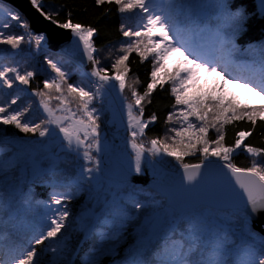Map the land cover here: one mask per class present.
<instances>
[{
    "label": "snow or ice",
    "instance_id": "snow-or-ice-1",
    "mask_svg": "<svg viewBox=\"0 0 264 264\" xmlns=\"http://www.w3.org/2000/svg\"><path fill=\"white\" fill-rule=\"evenodd\" d=\"M30 5L55 27L0 0V264H264V146L245 139L264 100L225 89L264 98V0ZM114 11L121 39L97 44ZM132 53L150 61L142 91ZM166 84L150 134L145 104Z\"/></svg>",
    "mask_w": 264,
    "mask_h": 264
},
{
    "label": "trees",
    "instance_id": "trees-1",
    "mask_svg": "<svg viewBox=\"0 0 264 264\" xmlns=\"http://www.w3.org/2000/svg\"><path fill=\"white\" fill-rule=\"evenodd\" d=\"M92 2H94V0H44V3L46 5L55 7L58 4H77V5H84V4H91ZM248 2L250 3H255V0H248ZM118 13H115L113 16L110 18L109 21V27L112 29L111 34L110 35H104L103 37H97L96 38V43L99 44L101 43V40H109L111 41L113 44L116 43L117 40L121 39L120 34L118 31L115 30V25L118 21ZM89 17L87 14H85L82 10H74V15H73V19H80V20H87ZM19 30V29H17ZM2 47H7L6 45H0V48ZM22 49L24 51H27L29 48V45H27L26 43L22 42L21 45ZM131 56V60H130V64H131V68L130 71L134 72L137 77L139 78V83L137 85L139 90H143L144 84L146 83L147 80V71L150 70V61L145 64L143 62H141L139 60V57L137 54L132 53L130 54ZM43 73L38 74L33 80H32V86L35 87L37 86V81H41L43 79ZM76 77L73 76V79H75ZM42 86V84L40 85ZM254 95L256 96L257 99H261L264 100V98L257 96L255 93ZM28 99H32L31 94L29 93L27 96L22 95L19 100H18V104H24L27 102ZM173 99L171 93L168 91V85L166 84L165 87L163 89L161 88H156L153 90V94H152V98L150 103L145 104V115L151 114L152 112H156V114L158 115L159 119L155 122H151V126L148 128V132L151 133H163V131L165 130V125H164V117L166 115V112L170 109V105H171V100ZM38 107L36 106V103L34 102L33 104V109H37ZM246 123V122H245ZM11 127V126H8ZM21 135H23L21 133ZM227 135H228V139L231 140L233 138V127L230 125L228 126L227 129ZM246 140H248L249 143H255L257 146H264V129H261L259 126H257V129L255 131V133L253 135H251L250 138L246 137ZM234 160L241 164V166H245L249 160L250 157L249 155L245 152V150L240 149L238 150L235 155H234ZM186 159L190 160V161H194L196 159H198V155L197 154H189L188 156H186Z\"/></svg>",
    "mask_w": 264,
    "mask_h": 264
},
{
    "label": "rangeland",
    "instance_id": "rangeland-1",
    "mask_svg": "<svg viewBox=\"0 0 264 264\" xmlns=\"http://www.w3.org/2000/svg\"><path fill=\"white\" fill-rule=\"evenodd\" d=\"M200 85L203 89H211L218 83V78L214 74H207L203 76L200 81ZM227 95L235 96L241 103H259L261 99H257L254 93L248 92L246 89L241 88L239 85L225 84ZM116 105L119 106V101H116ZM38 107V105L36 104ZM210 135L214 137V130L210 129Z\"/></svg>",
    "mask_w": 264,
    "mask_h": 264
},
{
    "label": "water",
    "instance_id": "water-1",
    "mask_svg": "<svg viewBox=\"0 0 264 264\" xmlns=\"http://www.w3.org/2000/svg\"><path fill=\"white\" fill-rule=\"evenodd\" d=\"M7 3L12 4L13 6L20 9V11L32 22V26L34 29L43 30L45 27L51 26L50 22L44 20L43 17H40L41 24H36L33 22V17H39V13L35 11V9L31 8L30 0H6ZM55 27V26H51ZM57 31L64 33L65 37L70 36V30H64L61 28H57ZM84 65L88 64V61L84 59Z\"/></svg>",
    "mask_w": 264,
    "mask_h": 264
}]
</instances>
